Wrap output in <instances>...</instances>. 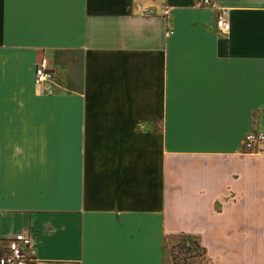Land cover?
<instances>
[{"label": "crops", "instance_id": "1", "mask_svg": "<svg viewBox=\"0 0 264 264\" xmlns=\"http://www.w3.org/2000/svg\"><path fill=\"white\" fill-rule=\"evenodd\" d=\"M198 2L0 0V247L163 264L184 234L210 264H264V141L241 146L264 132V0Z\"/></svg>", "mask_w": 264, "mask_h": 264}, {"label": "built area", "instance_id": "2", "mask_svg": "<svg viewBox=\"0 0 264 264\" xmlns=\"http://www.w3.org/2000/svg\"><path fill=\"white\" fill-rule=\"evenodd\" d=\"M199 7H212L210 0H199ZM214 26L217 30L226 31L228 22L224 19L223 13L217 11L214 18ZM53 80L52 70L48 67L45 58L39 60L33 69V82L37 86H47ZM264 141L262 130H253L245 133L242 139V152H255ZM30 239L21 233H15L3 240L0 247V264H32L29 252ZM202 264H210L202 261Z\"/></svg>", "mask_w": 264, "mask_h": 264}, {"label": "rangeland", "instance_id": "3", "mask_svg": "<svg viewBox=\"0 0 264 264\" xmlns=\"http://www.w3.org/2000/svg\"><path fill=\"white\" fill-rule=\"evenodd\" d=\"M178 238V236H173L164 239L163 249L165 252V259L163 264H202V261H206L203 255L187 257V253H184L183 249H179V247L176 246ZM195 242L200 248L198 242L196 240Z\"/></svg>", "mask_w": 264, "mask_h": 264}, {"label": "trees", "instance_id": "4", "mask_svg": "<svg viewBox=\"0 0 264 264\" xmlns=\"http://www.w3.org/2000/svg\"><path fill=\"white\" fill-rule=\"evenodd\" d=\"M173 236L179 237L177 240L176 246H178L179 249H183L184 253L185 252L187 253V257L195 256V255L197 256L203 255V249L197 246V243L192 237L188 235H184V234H178V235H173ZM173 236H169V237H173Z\"/></svg>", "mask_w": 264, "mask_h": 264}]
</instances>
